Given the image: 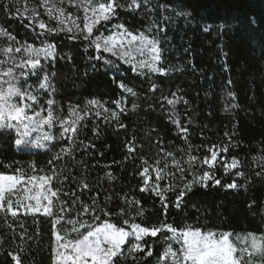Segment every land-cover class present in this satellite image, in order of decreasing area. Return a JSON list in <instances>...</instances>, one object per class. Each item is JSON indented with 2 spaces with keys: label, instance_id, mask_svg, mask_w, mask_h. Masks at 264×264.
<instances>
[{
  "label": "trees",
  "instance_id": "trees-1",
  "mask_svg": "<svg viewBox=\"0 0 264 264\" xmlns=\"http://www.w3.org/2000/svg\"><path fill=\"white\" fill-rule=\"evenodd\" d=\"M161 5L168 7L164 10ZM180 11L191 15L178 16ZM117 12L113 20L98 26L99 31L108 35L113 25L123 24L133 33L157 35L154 26L152 32L146 31L150 25L155 22L166 28L157 36L162 50L157 67L167 70L166 74H140L115 57V67L108 71L102 62L90 59L96 53L82 38L70 39L74 33L66 31L38 35L41 30L34 27L37 24L23 18L10 0H0V29L15 38L10 41L7 36H0V48L17 42L35 47H41L42 42L55 44L57 58L48 63L46 71L54 74L51 82L57 86V114L71 118V109L75 108L84 117L70 153H61L56 160L52 158L60 153V148L69 147L64 141H53L46 148L26 149L15 146L14 134L0 133V173L53 176L51 186L59 190V198L53 199V212L65 222L82 219L91 223L90 216H78L77 212L81 201L91 205L95 197L97 205L106 207L112 213L109 219L118 225L131 218L149 227L166 222L178 229L231 231L234 235L264 233V0H149L148 5L136 11ZM164 16L170 19L165 21ZM44 23L48 28L60 29L50 18L45 17ZM186 81H192L198 89L194 104L198 146L194 152H168L163 148L165 126L178 131L189 119L190 106L184 103L183 91ZM121 83L132 88L135 95L124 92ZM42 94L44 103L48 96ZM91 100L103 107L89 105ZM168 100L179 102L173 106ZM173 120H179L180 126ZM52 132L59 136V125ZM213 145L229 149L226 154L220 153L218 159L223 157L231 163L236 157L240 162L228 174L217 164L212 169L216 178L221 185L235 181L240 187L212 186L211 181L208 187L197 184L184 197L181 207L176 208L177 192L192 180L194 173L208 170L201 161ZM129 147H134V151L129 152ZM190 156L197 161L188 170ZM174 161L185 169L183 176ZM165 164V172L175 175H165L159 181L160 187L172 185L177 190L165 193L166 218L160 198L151 191L156 183L155 169L164 168ZM145 167L152 179L147 185L149 191L142 192L140 173ZM236 171L245 175L234 176ZM108 174L115 178L109 179ZM83 183L89 189H84ZM125 198L140 203L132 205ZM61 208H70L71 213L61 212ZM121 208H127L128 215H120ZM140 208L142 216L136 214ZM16 213L13 216L7 209L0 210V264H15L13 255L19 256L22 264H53L56 230L54 233L52 221L56 216L21 210ZM74 236L78 237V233ZM146 240L153 244V256L140 260L143 253L132 255L137 256V264H157L155 254L163 252L164 236L155 243L152 238ZM178 247L173 243L174 249ZM126 257L119 264H134L127 252Z\"/></svg>",
  "mask_w": 264,
  "mask_h": 264
},
{
  "label": "snow or ice",
  "instance_id": "snow-or-ice-1",
  "mask_svg": "<svg viewBox=\"0 0 264 264\" xmlns=\"http://www.w3.org/2000/svg\"><path fill=\"white\" fill-rule=\"evenodd\" d=\"M59 4H63L64 0H58ZM69 3L82 8L83 28L77 22L79 18L72 19L69 13L65 16L63 7H58L51 0H41L43 7L47 9V14L53 17L63 25L60 29L48 28V26L40 21L34 27H38L41 33L45 32L56 33L58 31H66L73 33L70 39H83L88 42V46L94 48L95 55L90 59L102 62L108 71L115 67L116 60L132 65L131 70L140 72L147 69L150 73L159 72L166 74L162 67H157L161 62L160 41L157 36L166 31V28L154 22L146 30L153 31V26L156 28L157 35H147L145 31L133 33L128 30L123 24H115L110 31V34L105 35L99 31L98 26L102 23H107L113 20L118 15L117 9H125L128 11H136L148 5L149 0H125L120 3V0H69ZM51 4V6H49ZM161 9L166 10L167 5H161ZM27 10V9H26ZM38 15V13H36ZM177 15H191V13L177 12ZM170 17L164 16L163 20L167 21ZM70 21V22H69ZM208 31L207 28L204 29ZM99 32V34H96ZM0 36H7L10 41L15 38L0 29ZM18 43V42H17ZM16 54H20L17 56ZM108 54V55H105ZM0 55L7 59H0V133L8 132L14 134L16 139L14 144L17 147L40 146V141L51 143L53 141H64L69 147H61L60 153L53 156V160L60 159L61 153H70L71 146L75 145V137L78 134L81 120L84 117L80 116L78 111L71 109V118H61L57 114L56 95L57 86L51 82V76L46 71L49 62L55 61L57 58V47L55 44L42 42L41 47H33L30 44L13 46L9 44L7 47L0 48ZM115 57L116 60L112 58ZM69 59H71L69 57ZM42 74V75H41ZM107 74V73H106ZM36 77L41 82L37 88L31 85L25 87L28 79ZM229 83H231L229 81ZM120 88L124 92L132 93V88L125 83H121ZM155 90V85H153ZM39 93H47L48 99L42 104L40 103ZM229 95H234L229 93ZM178 100H168V104L175 105ZM115 103L119 104V101ZM184 103H187L186 101ZM89 105L103 107L98 101L91 100ZM46 105V106H45ZM105 112L108 109H104ZM123 111V109L121 110ZM46 113V114H45ZM96 115H100L99 112ZM112 117L116 118L117 114L112 112ZM178 127L179 120H173ZM59 125V136L53 134L52 129ZM123 127V125H121ZM185 134L187 129H180ZM35 134V135H34ZM55 147V145H53ZM228 147L211 146L208 148L209 155L205 156L201 161L202 165H207L208 170H203L201 174H193L192 180L181 188L174 201L176 208L181 207V203L188 192H191L194 185L203 187L209 186V181L212 186L221 185V180L217 179L215 169L217 164H220L228 174L231 169H237L240 163L236 157H232L231 163L227 159L220 156V153H227ZM134 151V147H129V152ZM172 156V153H168ZM197 158L190 156L188 160L189 169L196 163ZM52 163V160L49 161ZM175 168L183 176L185 169L181 168L179 161H174ZM167 164L164 168L157 167L155 169L156 183L152 186L151 191L160 198L163 208V215L167 216L168 203L165 193L168 191L176 192V188L172 185L161 189L159 181L165 179V175L174 176L175 173H166ZM33 171L35 167L33 166ZM17 172H20L17 169ZM149 168L145 167L140 175L143 177V185L140 191H149L147 185L152 179L149 175ZM234 176H244L241 171L233 173ZM260 176L261 173H256ZM58 178V176L56 177ZM109 179L115 177L108 174ZM53 176L47 175H30L25 176L23 173L3 174L0 173V210H4L5 202L7 203V211H11L13 216L16 212L12 211V200L10 197L16 195L21 189L18 185H23V192L26 193V199L35 201L34 204L29 203L26 211L41 212L49 217L56 216L52 221L53 230L55 233L56 224L63 217L53 212L54 200L59 198V190H53ZM226 188L240 187L235 181L232 183L221 185ZM84 189H89L87 183H83ZM68 195V193H64ZM98 195V194H97ZM111 199V197H109ZM79 200V197L76 198ZM73 201V205L76 204ZM47 203H44V202ZM126 203L139 205V201L132 200ZM64 202L61 201V204ZM71 209L61 208V212ZM138 216L143 215L142 208L137 210ZM78 216H90L91 223L88 220L69 219L68 223L72 225L71 231L78 233V238L75 240H63L57 234L54 250L53 264H119L121 259H126V252L131 256L134 264H137L138 258L134 253H143L140 260H147L152 257L153 244H149L146 238H152L153 242L164 236L165 248L162 253H156L157 264H264V233L261 234H233L231 231H202L200 228L186 227L178 229L170 223L162 222L158 226H144L141 223L135 222L134 219H124L122 225L111 222L109 217L112 213L106 207H99L97 199L94 197L92 204H84L81 201V210L77 212ZM120 215H128L127 208L120 209ZM79 224V228L76 225ZM171 233V235H166ZM173 243L179 245L178 248H173ZM12 259L15 264H22L21 258L13 255ZM148 264H151L149 261Z\"/></svg>",
  "mask_w": 264,
  "mask_h": 264
},
{
  "label": "rangeland",
  "instance_id": "rangeland-1",
  "mask_svg": "<svg viewBox=\"0 0 264 264\" xmlns=\"http://www.w3.org/2000/svg\"><path fill=\"white\" fill-rule=\"evenodd\" d=\"M10 1L15 5L17 12L23 18L30 20L34 24H38L40 21L44 22V18L47 17L53 20L54 22H56L60 28L63 27V25H61L58 22V20L54 18L55 13H53V17H50L47 14V9L42 6L41 0H10ZM51 2L56 3L58 7H63L66 17L70 13L72 19L79 18L77 22L80 24L81 28H83L84 13H83L82 8L70 4L69 0H64V3L62 5L59 4L58 0H51ZM49 6H51V4ZM36 13H38V15H36ZM73 33H75V30ZM19 45H24V44L23 43L13 44L14 47L19 46ZM16 55L19 56L20 54H16ZM0 59H7V57L0 55ZM141 71L145 73L147 72V69H143ZM40 82H41L40 80L33 81L30 78L28 79L27 84H25V87H27L28 85H31L33 88H37ZM183 91H184L185 99L188 105L190 106L189 107V110H190L189 119L184 126V128L187 129V133L185 134L181 130H178V131L172 130L169 127L165 126L166 138L163 141V148L168 152L173 151V150L194 152L198 146L197 119L194 114V104L197 102V99H198V89H197V86L192 81H186L183 83ZM38 95L40 96V103L43 104V101L41 100V97L43 94L39 93ZM48 144H49L48 142L40 141L39 147L28 146V147H19V148H26V149L46 148ZM17 187L21 190L17 192L16 195H13L12 197H10V199L12 200V211L18 212L19 210H21L23 212H28L26 211L27 205L29 203L34 204L35 201H29L25 198L27 194L24 193L22 190L23 185H18ZM44 203H47V202L45 201ZM4 209H7L6 202L4 205ZM29 213H42V211L41 212H29ZM76 227L78 228L77 225ZM71 229H72V225L69 224L68 222H65L64 218L59 220V222L56 224L55 249L57 247V244H56L57 234L60 237H62L63 240H75L78 238L74 236L76 232L71 231Z\"/></svg>",
  "mask_w": 264,
  "mask_h": 264
}]
</instances>
